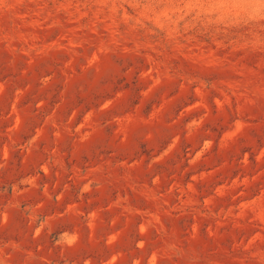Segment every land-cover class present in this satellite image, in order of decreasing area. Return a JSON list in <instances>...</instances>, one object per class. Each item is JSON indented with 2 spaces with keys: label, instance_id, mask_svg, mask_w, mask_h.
Returning a JSON list of instances; mask_svg holds the SVG:
<instances>
[{
  "label": "rangeland",
  "instance_id": "obj_1",
  "mask_svg": "<svg viewBox=\"0 0 264 264\" xmlns=\"http://www.w3.org/2000/svg\"><path fill=\"white\" fill-rule=\"evenodd\" d=\"M0 264H264V0H0Z\"/></svg>",
  "mask_w": 264,
  "mask_h": 264
}]
</instances>
